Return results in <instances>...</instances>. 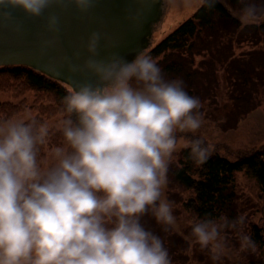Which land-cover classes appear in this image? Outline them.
<instances>
[{"label":"clouds","instance_id":"clouds-1","mask_svg":"<svg viewBox=\"0 0 264 264\" xmlns=\"http://www.w3.org/2000/svg\"><path fill=\"white\" fill-rule=\"evenodd\" d=\"M96 2L0 0V15L20 9L42 17L55 36L64 8L87 14ZM239 3L242 20L264 15V0ZM101 38L92 29L81 39L83 54L68 58L69 72L84 78L62 97L63 142L47 158L40 156L46 122L0 118V264H172L164 239L142 216L150 212L165 230L177 226L178 204L165 194L169 166L177 132L195 133L204 121L201 100L181 78H166L150 54H101ZM184 146L196 163L210 154L197 135ZM185 224L189 250H206L212 264L257 250L243 213H189Z\"/></svg>","mask_w":264,"mask_h":264},{"label":"trees","instance_id":"trees-1","mask_svg":"<svg viewBox=\"0 0 264 264\" xmlns=\"http://www.w3.org/2000/svg\"><path fill=\"white\" fill-rule=\"evenodd\" d=\"M239 0H215L209 6L201 2L196 10L179 22L145 53L156 58L166 78H181L190 95L201 100V111L215 104L217 94L226 103L227 111L219 120L211 114L208 119L222 133L221 139L208 141L210 154L202 163H196L183 147L176 163L168 172V184L182 187L187 195L182 202L187 213L218 215L220 212L235 217L244 211L247 231L257 243V250L247 264H264V143L247 148L233 147L225 132H234L242 121L264 104V15L253 21H243L237 14ZM70 89L26 65L0 66V93H10L16 102L0 99V118L13 117L26 109L33 110L40 122L63 117L62 97ZM189 137L196 134H185ZM63 142L57 127L49 128L40 156L53 145ZM234 144V143H233ZM252 178L256 183L254 196L260 207L253 210L250 199L238 195L237 176ZM243 207V205H245ZM259 216V222L252 218ZM142 222L153 231L157 229L151 213L142 216ZM163 229V225H162ZM164 230L166 233L168 230ZM187 235H183L184 239ZM165 241V246L179 245L178 239ZM184 245V244H183ZM197 251V250H196ZM190 259L194 264H212L206 250ZM177 259L171 253L172 264H187V255ZM231 257L226 264H236Z\"/></svg>","mask_w":264,"mask_h":264},{"label":"water","instance_id":"water-1","mask_svg":"<svg viewBox=\"0 0 264 264\" xmlns=\"http://www.w3.org/2000/svg\"><path fill=\"white\" fill-rule=\"evenodd\" d=\"M163 1L97 0L87 14L66 7L60 12V31L55 36L45 30L42 17L13 9L11 15H0V66L27 65L72 87L84 77L69 72L67 61L77 50L83 54L81 39L89 31L97 29L102 33L101 54L117 51L132 59L148 46Z\"/></svg>","mask_w":264,"mask_h":264},{"label":"rangeland","instance_id":"rangeland-1","mask_svg":"<svg viewBox=\"0 0 264 264\" xmlns=\"http://www.w3.org/2000/svg\"><path fill=\"white\" fill-rule=\"evenodd\" d=\"M202 0H164L163 6H162V15L160 16L159 22L157 24V27L151 36L150 43L148 45V48L156 44L159 40H161L167 33H169L179 22L184 20L185 18L189 17L196 8L201 4ZM245 21V20H243ZM147 48V49H148ZM146 51V50H145ZM144 51V52H145ZM0 99L2 100H8L16 102L17 100L13 99L10 93H0ZM226 103L224 98H219L217 94V98L215 101V104L217 107H211L209 110L207 107L204 108V121L201 125V127L195 132H184V131H178L177 137H178V145L177 150L174 153V159L171 162L169 169L173 168L174 164L176 163V157L180 150L185 147L186 143V137L187 135H183V133L189 134H196L199 135L206 140L210 141H216L218 138L221 137L222 134L216 127V125L209 121L208 119L211 117V114L220 119L225 115V112L227 111L226 108H223L221 104ZM35 115V112L33 110L26 109L23 112H20L16 116L13 117H33ZM60 117H56L55 120H49L47 121V124L49 128L51 127H57L59 126ZM225 137L229 140L228 142L232 144L233 147H242L247 148L251 146H256V143H264V104L259 106L257 109H255L253 112H251L247 117L240 123L236 131L234 132H225ZM221 139V138H220ZM234 143V144H233ZM50 149V148H49ZM49 149L45 151V157H48ZM237 184H238V195L248 197L250 199V207L253 208V210H256L260 207V203L257 200V198L254 196L256 192V183L255 181L247 177L245 175L239 174L237 176ZM165 194L172 200H174L178 207L175 209V213L177 215V226L174 229H169L166 233H164V226L162 229V225L156 221L154 223L157 227L155 232H157L159 235L162 236L164 240H168L169 244L170 241H173L174 239H178L181 244L179 245H168L169 253L171 256V253H175V256L177 255V259L179 261V257L183 255H187V264H194L193 262H190L189 260L196 257L201 252L198 251V246L193 245L191 250H189V227L185 224V221L188 217V214L186 211H184L182 202L185 199L187 193L186 191L176 185L172 184L167 185L165 188ZM246 206L243 205V207ZM245 214L244 211H239V214ZM238 214V215H239ZM252 221L259 222V216L256 218L253 215ZM187 235V238L184 239L183 242V235ZM166 244V243H165ZM184 244V245H183ZM197 250V251H196ZM202 251V250H201ZM255 252H242L239 253L236 256H233L237 261H241L240 263L236 264H247L248 260L254 256ZM199 255V256H200ZM230 258H225L223 261V264H226ZM178 264V263H175Z\"/></svg>","mask_w":264,"mask_h":264}]
</instances>
